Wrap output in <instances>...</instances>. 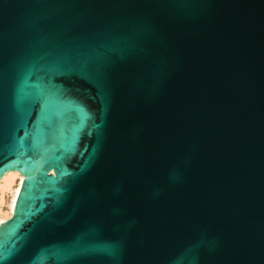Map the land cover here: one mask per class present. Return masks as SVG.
Here are the masks:
<instances>
[{"label": "water", "instance_id": "1", "mask_svg": "<svg viewBox=\"0 0 264 264\" xmlns=\"http://www.w3.org/2000/svg\"><path fill=\"white\" fill-rule=\"evenodd\" d=\"M0 264H264V0H0Z\"/></svg>", "mask_w": 264, "mask_h": 264}, {"label": "bare ground", "instance_id": "2", "mask_svg": "<svg viewBox=\"0 0 264 264\" xmlns=\"http://www.w3.org/2000/svg\"><path fill=\"white\" fill-rule=\"evenodd\" d=\"M19 181V183H17ZM24 181V177L21 173L17 171H9L5 173L0 179V200L3 201L4 195L6 193L12 194V199L10 200L8 206V212L3 213L0 209V225L3 222L12 218L14 207L21 191L22 182ZM2 205V202H0Z\"/></svg>", "mask_w": 264, "mask_h": 264}, {"label": "rangeland", "instance_id": "3", "mask_svg": "<svg viewBox=\"0 0 264 264\" xmlns=\"http://www.w3.org/2000/svg\"><path fill=\"white\" fill-rule=\"evenodd\" d=\"M17 183H19V181H17ZM12 199V194L11 193H6L4 195V199L3 201L0 200V202H2V205L0 204V209L3 211V213H6V211L8 212V206L10 203V200Z\"/></svg>", "mask_w": 264, "mask_h": 264}]
</instances>
